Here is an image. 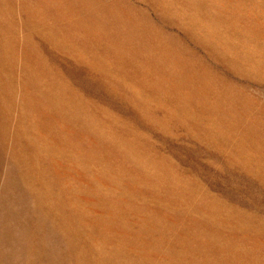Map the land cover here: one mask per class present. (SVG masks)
Masks as SVG:
<instances>
[{
	"label": "rangeland",
	"instance_id": "374dc122",
	"mask_svg": "<svg viewBox=\"0 0 264 264\" xmlns=\"http://www.w3.org/2000/svg\"><path fill=\"white\" fill-rule=\"evenodd\" d=\"M112 1L0 0V264H264V49L241 35L264 34V0ZM189 33L243 40L226 52ZM155 77L163 87L140 82ZM190 95L200 103L189 107Z\"/></svg>",
	"mask_w": 264,
	"mask_h": 264
},
{
	"label": "bare ground",
	"instance_id": "6f19581e",
	"mask_svg": "<svg viewBox=\"0 0 264 264\" xmlns=\"http://www.w3.org/2000/svg\"><path fill=\"white\" fill-rule=\"evenodd\" d=\"M79 1H80V0H79ZM84 1H85V0H84ZM97 1H98V0H97ZM118 1H119V0H118ZM118 1H117V2H118ZM168 1H169V0H168ZM175 1H176V0H174V3H176ZM181 1H182V0H181ZM193 1H194V0H193ZM197 1H198V0H197ZM201 1H202V4L205 3L204 0H201ZM216 1H217V0H216ZM222 1H223V0H222ZM224 1H225V0H224ZM227 1H228V0H227ZM86 2H87V1H86ZM93 2H94V1H93ZM101 2H102V1H101ZM101 2H100V3H101ZM112 2H113V1H112ZM114 2H115V0H114ZM114 2H113V3H114ZM151 2H152V1L150 0V3H151ZM159 2H160V0H159ZM164 2H165V1H164ZM169 2H170V1H169ZM172 2H173V1H172ZM182 2H183V1H182ZM188 2H189V1H188ZM190 2H191V1H190ZM190 2H189V3H190ZM194 2H195V1H194ZM210 2H212V1H210ZM213 2H214V1H213ZM233 2H234V1H233ZM236 2H237V0H236ZM242 2H243V1H242ZM79 3H80V2H79ZM91 3H92V2H91ZM98 3H99V2H98ZM105 3H107V2H105ZM105 3H104V4H105ZM108 3H109V2H108ZM115 3H116V2H115ZM119 3L121 4V1H120ZM156 3H157V2H156ZM156 3H154V4L156 5ZM162 3H163V2H162ZM178 3H179V2H178ZM178 3H177V4H178ZM189 3H188V4H189ZM191 3H192V2H191ZM217 3H219V2H217ZM217 3H216V4H217ZM238 3L240 4L241 2L239 1ZM25 4H26V3H25ZM110 4H112L111 1H110ZM123 4H124V2H123ZM152 4H153V3H152ZM152 4H151V6H152ZM167 4H169V3H167ZM167 4H166V5H167ZM177 4H176V5H177ZM179 4H180V3H179ZM192 4H194V3H192ZM196 4H198V3H195V5H196ZM207 4H208V3H207ZM222 4H223V3H222ZM225 4H226V3H225ZM227 4H228V3H227ZM27 5H29V3H28ZM82 5H83V4H82ZM94 5H96V4H94ZM101 5H102V4H101ZM112 5H114V4H112ZM112 5H111V6H112ZM116 5H117V3H116ZM118 5H119V4H118ZM121 5H122V4H121ZM125 5H126V4H125ZM132 5L134 6V4H132ZM141 5H142V4H141ZM170 5H171V3H170ZM172 5H173V4H172ZM174 5H175V4H174ZM189 5H190V4H189ZM199 5H200V4H198V6H199ZM229 5H230V4H229ZM232 5H235V4L232 3ZM240 5H241V4H240ZM25 6H26V5H25ZM96 6H97V5H96ZM122 6H123V5H122ZM143 6H144V5H143ZM151 6H150V7H151ZM164 6H165V4H164ZM164 6H163V7H164ZM177 6H180V5H177ZM182 6H183V5H182ZM213 6H214V5H213ZM221 6H222V5H221ZM235 6H236V5H235ZM235 6H234V7H235ZM47 7H48V6H47ZM47 7H46V8H47ZM83 7H84V6H83ZM89 7H91V6H89ZM102 7H103V6H102ZM127 7H128V6H127ZM173 7H174V6H173ZM175 7H176V6H175ZM175 7H174V9H175ZM180 7H181V6H180ZM180 7H179V8H180ZM201 7H202V6H200V8H201ZM204 7H205V6H204ZM217 7H218V5H217ZM226 7H228V6H226ZM232 7H233V6H232ZM23 8H24V7H23ZM23 8H22V9H23ZM29 8H30V7H29ZM29 8H28V9H29ZM31 8H32V7H31ZM52 8H53V7H52ZM99 8H100V7H99ZM105 8H106V7H105ZM148 8H149V7H148ZM151 8H152V7H151ZM176 8H177V7H176ZM183 8H184V7H183ZM188 8H189V9L192 8L191 5H190V7L188 6ZM188 8H187V9H188ZM219 8H220V7H219ZM16 9H17V8H16ZM91 9H92V8H91ZM100 9H101V8H100ZM116 9H117V7H116ZM119 9H120V8H119ZM121 9H122V8H121ZM124 9H125V8H124ZM135 9H136V8H135ZM159 9H160V8H159ZM159 9H158V10H159ZM161 9H162V8H161ZM169 9H170V8H169ZM174 9H172V10H174ZM195 9H196V8H194V10H195ZM209 9H210V8H209ZM213 9H214V7H213ZM216 9H217V8H216ZM227 9H228V8H227ZM227 9H226V10H227ZM229 9H230V8H229ZM233 9H234V8H233ZM14 10H15V9H14ZM49 10H50V9H49ZM82 10H86V9L84 8V9H82ZM88 10H90V9H88ZM92 10H93V12H94V7H93ZM96 10H97V9H96ZM101 10H102V9H101ZM114 10H115V9H114ZM125 10H126V9H125ZM137 10H138V9H137ZM162 10L165 11V7H164V9H162ZM162 10H161L160 12H162ZM172 10H170V11H172ZM175 10H176V9H175ZM185 10H186V9H185ZM185 10H184V11H185ZM197 10H199V9L197 8L196 11H197ZM200 10H201V9H200ZM203 10H204V9H203ZM220 10H221V9H220ZM234 10H235V9H234ZM22 11H23V10H22ZM35 11H36V10H35ZM35 11H34V13H35ZM105 11H106V10H105ZM121 11H122V10H121ZM144 11H145V10H144ZM155 11H156V10H155ZM181 11H182V9H181ZM190 11H191V9H190ZM205 11H206V10H205ZM221 11H224V9L221 10ZM10 12H11V11H10ZM14 12H15V11H14ZM38 12H39V11H38ZM81 12H82V11H81ZM85 12H86V11H85ZM88 12H89V11H88ZM88 12H87V13H88ZM93 12H90V13L93 14ZM97 12H99V10H98ZM106 12H107V11H106ZM119 12H120V10H119ZM119 12H118V13H119ZM123 12H124V10H123ZM125 12H126V11H125ZM125 12H124V13H125ZM135 12H136V11H135ZM158 12H159V11H158ZM167 12H168V11H167ZM191 12H193V11H191ZM211 12H212V11H211ZM214 12H215V11H214ZM232 12H233V11H232ZM11 13H12V12H11ZM34 13H33V14H34ZM44 13H45V12H44ZM87 13H86V14H87ZM94 13H95V12H94ZM104 13H105V12H104ZM107 13H108V12H107ZM110 13H111V12H110ZM115 13H116V11H115ZM128 13L130 14L131 12H128ZM176 13H177V12H176ZM195 13H196V12H195ZM207 13H208V12H207ZM217 13L219 14L220 12H217ZM217 13H215V14H217ZM36 14H39V13H36ZM79 14H80V13H79ZM86 14H85V15H86ZM100 14H101V12H100ZM159 14H160V13H159ZM167 14H168V13H167ZM184 14H185V13H184ZM189 14H190V13H189ZM189 14H188V15H189ZM191 14H193V13H191ZM199 14H200V13H199ZM199 14H198V15H199ZM208 14H209V13H208ZM224 14H228V15H229V11H228L227 13H225V11H224ZM233 14H234V13H233ZM236 14H237V13H236ZM18 15H19V13H18ZM52 15H53V14H52ZM89 15H90V14H88L86 17H89ZM95 15H96V13H95ZM131 15H132V13H131ZM145 15H146V14H145ZM162 15H163V12H162ZM173 15H175V14L173 13ZM173 15H172L171 17H173ZM196 15H197V13H196ZM198 15H197V16H198ZM228 15H227V16H228ZM237 15H238V14H237ZM26 16H27L26 18H30V17L32 16L31 12H30V13H27ZM36 16H37V15H36ZM92 16H93V15H92ZM101 16H105V17H107V15H101ZM101 16H100V17H101ZM124 16H125V14H123V17H124ZM126 16H127V15H126ZM140 16H141V15H140ZM140 16H139V17H140ZM142 16H143V15H142ZM189 16H190V15H189ZM201 16H202V15H201ZM218 16H219V15H218ZM223 16H224V15H223ZM44 17H45V15H44ZM47 17H48V16H47ZM51 17H52V16H51ZM93 17H94V16H93ZM98 17H99V16H98ZM98 17H97V18H98ZM100 17H99V19H100ZM110 17H111V16H110ZM133 17L136 18L137 16H133ZM185 17H187V16H185ZM193 17H195V16H193ZM0 18H1V17H0ZM18 18H19V17H18ZM34 18H35V16H34ZM36 18H37V17H36ZM60 18H61V17H60ZM62 18H63V17H62ZM66 18L68 19V17H66ZM135 18H134V19H135ZM147 18H148V17H147ZM189 18H190V17H189ZM208 18H209V17H208ZM219 18H220V17H219ZM237 18H238V16H237ZM31 19H32V18H31ZM41 19H42V18H41ZM69 19H70V18H69ZM108 19H109V18H108ZM111 19H112V18H111ZM121 19L123 20L124 18H122V16H121ZM121 19H120V20H121ZM126 19H127V18H126ZM134 19H133V20H134ZM179 19H180V18H179ZM200 19H201L200 16L194 18V19L192 20L193 25H196V26L199 25V24L201 23V22H200ZM202 19L204 20V17H202ZM226 19H227V18H226ZM80 20H81V19H80ZM88 20H89V19H88ZM90 20H91V18H90ZM95 20H97V19H95V17H94V19H93V21H94V26H93V28H94V29H95V25H98V23H99V22H95ZM103 20H104V19H103ZM103 20H102V22H103ZM24 21H25V20H24ZM39 21H40V19L38 20V23H39ZM56 21H57V20H56ZM56 21H55V22H56ZM68 21H69V20H68ZM97 21H98V20H97ZM99 21H100V20H99ZM109 21H110V20H109ZM109 21L106 20L105 22L108 23ZM115 21H116V20H115ZM128 21H129V19H128ZM128 21L125 20L124 22L126 23V22H128ZM141 21H142V20H141ZM144 21L146 22V19H145ZM188 21H189V20H188ZM204 21H205V20H204ZM211 21H213V20H211ZM239 21H240V20H239ZM41 22H43V21L41 20ZM65 22H66V21H65ZM77 22H78V21H77ZM91 22H92V21H91ZM102 22H101L99 25H102V24H103ZM116 22H117V21H116ZM133 22H134V21H133ZM133 22H132V23H133ZM142 22H143V21H142ZM147 22H148V21H147ZM170 22H171V21H170ZM36 23H37V22H36ZM53 23H54V22H53ZM60 23H61V21H60ZM69 23H71V22H69ZM75 23H76V22H75ZM87 23H89V22H87ZM109 23H111V21H110ZM134 23H135V22H134ZM212 23H213V22H212ZM212 23H211V24H212ZM214 23H215V22H214ZM232 23H233V22H232ZM241 23H242V21H241ZM56 24H59V23L56 22ZM62 24H63V22H62ZM62 24H60V25H62ZM71 24H72V23H71ZM79 24H81V22H80ZM79 24H77V26H78ZM83 24H84V23H83ZM129 24H130V21H129ZM143 24H144V23H143ZM147 24H148V23H147ZM178 24H182V23H178ZM201 24H202V23H201ZM211 24H210V25H211ZM39 25H40V23H39ZM51 25H52V24H51ZM84 25H85V24H84ZM99 25H98V26H99ZM103 25H104V24H103ZM103 25H102V26H103ZM121 25H122V24H121ZM139 25H141V24H139ZM145 25H146V23H145ZM190 25H191V24H190ZM207 25H208V24H207ZM213 25L215 26V24H213ZM217 25H218V24H217ZM217 25H216V26H217ZM41 26H42V25H41ZM47 26H48V25H47ZM56 26H57V25H56ZM62 26H63V25H62ZM66 26H67V25H66ZM69 26H70V25H69ZM77 26H75V27H77ZM102 26H101V27H102ZM122 26H123V25H122ZM127 26H128V25H127ZM146 26H147V25H146ZM148 26H149V25H148ZM148 26H147V27H148ZM184 26H185V25H184ZM211 26H212V25H211ZM34 27H35V26H34ZM37 27H38V26H37ZM48 27H49V26H48ZM51 27H53V26H51ZM72 27H74V26H72ZM123 27H124V26H123ZM134 27L137 28L138 26L135 25ZM141 27H142V26H141ZM150 27H151V25H150ZM204 27H205V26H204ZM204 27H203V28H204ZM219 27H220V26H219ZM238 27H239V26H238ZM241 27H242V26H241ZM241 27H240V28H241ZM30 28H31V27H30ZM102 28L104 29V26H103ZM128 28H129V27H128ZM135 28H133V31H134ZM138 28H139V27H138ZM144 28H145V27H144ZM182 28H183V27H182ZM196 28H197V27H196ZM208 28H209V27H208ZM211 28H212V27H211ZM232 28H233V27H232ZM55 29H57V27H55ZM100 29H101V28H100ZM115 29H119V30H121L122 27H121V29L115 27ZM147 29H148V28H147ZM147 29H146V31H147ZM149 29H150V28H149ZM215 29H217V28H215ZM222 29H223V28H222ZM42 30H43V29H42ZM45 30H46V29H44V31H45ZM58 30H59V29H58ZM58 30H57V31H58ZM90 30H91V29H90ZM122 30L124 31V29H122ZM125 30H126V29H125ZM141 30H142V28H141ZM144 30H145V29H144ZM154 30H155V28H154ZM188 30H189V29H188ZM202 30H203V29H202ZM202 30H201V31H202ZM210 30H211V29H210ZM219 30H220V29H219ZM224 30H226V29H224ZM240 30H241V29H240ZM251 30H252V29H251ZM39 31H40V30H39ZM50 31H51V30H50ZM53 31H54V30H53ZM53 31H52V32H53ZM86 31H87V30H86ZM93 31H94V30H93ZM93 31H92V32H93ZM101 31H102V30H101ZM104 31H105V30H104ZM115 31H117V30H115ZM128 31H129V30H128ZM139 31H140V30H139ZM152 31H153V30H152ZM155 31H156V30H155ZM183 31H184V30H183ZM186 31H187V28H186ZM186 31H184V32H186ZM215 31H216V30H215ZM217 31H218V30H217ZM63 32H64V31H63ZM89 32H90V31H89ZM89 32H88V33H89ZM94 32H95V31H94ZM94 32H93V33H94ZM117 32H119V31H117ZM117 32H116V33H117ZM141 32H142V31H141ZM147 32H148V31H147ZM156 32H157V34H158L159 31H156ZM156 32H155V33H156ZM211 32H212V31H211ZM213 32H214V31H213ZM219 32H220V31H219ZM240 32H241V31H240ZM242 32H243V31H242ZM244 32H245V31H244ZM246 32H247V31H246ZM49 33H50V32H49ZM66 33H67V32H66ZM66 33H65V34H66ZM120 33H121V32H120ZM126 33H127V31H126ZM143 33H144V32H143ZM155 33H154V35H155ZM200 33H201V32H200ZM215 33H217V32H215ZM56 34H57V33H56ZM94 34H95V33H94ZM138 34H139V33H138ZM138 34H137V33H136V34H130V36H131V38H134V36H138ZM187 34H188V33H187ZM60 35H61V34H60ZM62 35H63V34H62ZM62 35H61V36H62ZM67 35H68V33H67ZM105 35H106V34H105ZM109 35H110V34H109ZM120 35H121V34H120ZM142 35H143V34H142ZM150 35H151V33H150ZM238 35H239V34H228V35H225V36L222 38V34H221V33H219V34H212V33H211V34H193V33L191 34V33H189V36H190L191 38L196 37L198 40L201 39V38H205V37H208V38L213 39L214 41L217 42V43H215V44H216V48H217V50H221V51H222V50H225V51L227 52L228 49H230L231 51H233L232 48H234V49L237 48L238 43H241V41H242L243 39H245V40H247V39H251V43H253V44L255 45V47L257 46V47H261L262 49H264V34H259V35H258V36H259V39L261 38L262 43H261L260 41H259V42H256V41H255V40H259V39H256V38L254 37V35H256V34H241L242 37H243V39H242L241 41L238 39ZM70 36H73V35H70ZM86 36H87V35H86ZM90 36H91V35H90ZM101 36H102V35H101ZM107 36H108V34H107ZM110 36L113 37L112 34H111ZM118 36H119V35H118ZM122 36H124L123 33H122ZM122 36H121V37H122ZM126 36H127V35H126ZM126 36H125V37H126ZM144 36H145V35H144ZM156 36H157V35H156ZM159 36H160V34H159ZM163 36H164V35H163ZM43 37H44V36H43ZM75 37H76V36H75ZM97 37H98V36H97ZM108 37H109V36H108ZM121 37H120V38H121ZM145 37H146V36H145ZM157 37H158V36H157ZM160 37H161V36H160ZM164 37H165V36H164ZM166 37H167V36H166ZM249 37H250V38H249ZM256 37H257V36H256ZM63 38H64V37H63ZM101 38H103V37H100V38H99V43H100V39H101ZM115 38L118 39V37H115ZM122 38H123V37H122ZM131 38H130V39H131ZM139 38H140V37H139ZM143 38H144V37H143ZM147 38H148V37H147ZM161 38H162V37H161ZM161 38H160V39H161ZM196 38H195V39H196ZM231 38H232L233 40H231ZM67 39H69V36L67 37ZM76 39H77V38H76ZM83 39H84V38H82V40H83ZM87 39H88V38H87ZM103 39H105V37H104ZM108 39H111V40H112V38H108ZM125 39H126V38H125ZM128 39H129V38H128ZM148 39H149V38H148ZM197 39H196V40H197ZM7 40H8V39H7ZM69 40H70V39H69ZM71 40H72V39H71ZM118 40H119V39H118ZM120 40H121V39H120ZM133 40H134V39H133ZM144 40H146V38H145ZM152 40H155V39L153 38V39H151V41H152ZM157 40H158V39L156 38V40H155L154 42L157 43V45H159V42H158L159 40H158V41H157ZM175 40H176V39H175ZM97 41H98V40H97ZM101 41H102V39H101ZM112 41H114V40H112ZM121 41H122V40H121ZM123 41H124V40H123ZM131 41H132V39H131ZM139 41H140V40H139ZM149 41H150V40H149ZM149 41H148V42H149ZM151 41H150V42H151ZM156 41H157V42H156ZM73 42H74V41H73ZM73 42H72V43H73ZM75 42H76V41H75ZM77 42H78V39H77ZM107 42H110V41H106V43H107ZM117 42H118V41H117ZM119 42H120V41H119ZM119 42H118V43H119ZM129 42H130V41H129ZM140 42H141V41H140ZM229 42H230V45H231L232 48H230V47H226L227 44H228ZM62 43H63V42H62ZM64 43H65V42H64ZM78 43H80V42H78ZM112 43H113V42H112ZM112 43H111V44H112ZM115 43H116V42H115ZM151 43H152V42H151ZM151 43H150V45H151ZM174 43H176V42H174ZM120 44H122V42H121ZM123 44H126V43H123ZM140 44H141V43H140ZM142 44H143V43H142ZM253 44H252V45H253ZM60 45H61V44H60ZM102 45H103V43H102ZM104 45H105V44H104ZM116 45H117V44H116ZM132 45L134 46V44H132ZM155 45H156V44H155ZM157 45H156V46H157ZM248 45H249V44H248ZM109 46H110V45H109ZM109 46H108V47H109ZM111 46H112V45H111ZM114 46H115V44H114ZM138 46H139V45H138ZM141 46H142V45H141ZM141 46H140V47H141ZM36 47H37V46H36ZM104 47H105V46H104ZM116 47H118V45H117ZM120 47H121V46H120ZM120 47H119V48H120ZM123 47H124V45H123ZM136 47H137V46H136ZM142 47H143V46H142ZM153 47H155V46H153ZM158 47H159V46H158ZM253 47H254V46H253ZM257 47H256V48H257ZM110 48H111V47H110ZM112 48H115V47H112ZM129 48H131V47H129ZM143 48L146 50L147 47L145 48V46H144ZM143 48H142V49H143ZM92 49H93V48H92ZM106 49H107V48H106ZM115 49H116V48H115ZM120 49H122V47H121ZM120 49H119V50H120ZM124 49H125V48H124ZM138 49H139V48H138ZM147 49H148V48H147ZM156 49H157V48H156ZM158 49H159V48H158ZM116 50H118V48H117ZM119 50H118V51H119ZM122 50H123V49H122ZM122 50H121V51H122ZM255 50H256V49H255ZM104 51H106V50H104ZM107 51H108V49H107ZM131 51H132V49H131ZM146 51H147V50H146ZM148 51H149V49H148ZM148 51H147V52H148ZM152 51H153V49L151 50V52H152ZM154 51H155V50H154ZM162 51H163V48H162ZM225 51H224V52H225ZM11 52H12V51H11ZM35 52H36V51H35ZM115 52H116V51H115ZM133 52H134V51H133ZM151 52H150V53H151ZM159 52H160V51H159ZM243 52H244V51H243ZM258 52H259V51H258ZM79 53H80V52H79ZM95 53H96V52H95ZM117 53H120V52H117ZM156 53H157V52H156ZM165 53H166V52H165ZM228 53H231V52H228ZM256 53H257V52H255V54H256ZM13 54H14V53H13ZM96 54H97V53H96ZM132 54H133V53H132ZM173 54H174V55L176 56V58L179 60L178 62H176V64L184 63V61H181V62H180V59H181V58H180L181 53H180L179 51H177V52H175V53H173ZM220 54H221V53H220ZM224 54H225V53H224ZM245 54L248 55L246 52H245ZM4 55H5V54H4ZM39 55H40V54H39ZM83 55H84V54H83ZM94 55H95V54H94ZM164 55H165V54H164ZM164 55H163V56H164ZM30 56H31V55H30ZM95 56H96V55H95ZM114 56H115V55H114ZM121 56H122V55H121ZM121 56H120V57H121ZM133 56H134V55H133ZM166 56H167V53H166ZM166 56H164V60H163L162 58L160 59L159 56H158V59L161 60V62H162V60H163V62H166V63H167ZM248 56H249V55H248ZM248 56H247V57H248ZM255 56H256V55H255ZM257 56H259V57H261V58H264V52L260 49L259 55H257ZM257 56H256V57H257ZM104 57H105V56H104ZM223 57H225V56H223ZM31 58H32V57H31ZM93 58H95V57H93ZM93 58H92V59H93ZM96 58H97V56H96ZM130 58H131V57H130ZM245 58H246V56L243 55V54H236V55L234 56V61H235L236 63H237V62H241V61H243ZM25 59H26V58H25ZM110 59H111V57H110ZM115 59H117V58L115 57ZM128 59H129V57L127 58V60H128ZM248 59H249V58H248ZM251 59H252L253 61L256 60V58H255L253 55H252ZM36 60H37V59H36ZM130 60H131V59H130ZM135 60H136V59H135ZM23 61H24V60H23ZM103 61H104V60H103ZM106 61H107V60H106ZM116 61H117V60H116ZM118 61H119V59H118ZM253 61H252L251 64H253ZM261 61H262V60H261ZM121 62H122V61H121ZM123 62H124V61H123ZM127 62H128V61H127ZM130 62H131V61H130ZM130 62H128V63H130ZM132 62H133V60H132ZM38 63H39V62H38ZM113 63H114V62H113ZM117 63H119V62H117ZM117 63H116V64H117ZM125 63H126V62H125ZM166 63H165V64H166ZM243 63H244V62H243ZM258 63H259V62H258ZM119 64H120V63H119ZM119 64H118V65H119ZM122 64H123V63H122ZM122 64H121L120 66H122ZM162 64H164V63H162ZM259 64H260V63H259ZM95 65H96V64H95ZM106 65H107V64H105V66H106ZM126 65H127V64H126ZM128 65H129V64H128ZM260 65H261V64H260ZM37 66H38V65H37ZM98 66H99V64H98ZM98 66H97V67H98ZM100 66H101V65H100ZM100 66H99V67H100ZM114 66H115V65H114ZM116 66H117V65H116ZM130 66H131V65H130ZM135 66H136V65H135ZM253 66H254V65H253ZM253 66H252V67H253ZM123 67H124V66H123ZM127 67H128V66H127ZM136 67H137V70H138V66H136ZM136 67H135V68H136ZM161 67H162V66H161ZM189 67H191V66L189 65ZM14 68H15V67H14ZM25 68H26V67H25ZM31 68H32V67H31ZM108 68H109V67H108ZM174 68H175V67H174ZM174 68H173V69H174ZM111 69H112V68H111ZM133 69H134V67H133ZM161 69H162V68H161ZM171 69H172V67H171ZM173 69H172V70H173ZM182 69H183V68H182ZM251 69H252V68H251ZM256 69H258L257 66H256ZM31 70H32V69H31ZM103 70H104V69H103ZM128 70H131L130 67H129ZM134 70H135V69H134ZM134 70H133V72H134ZM162 70H163V69H162ZM184 70H185V69H184ZM188 70H189V69H188ZM252 70H253V69H252ZM109 71H110V70H109ZM124 71H127V70H124ZM135 71H136V70H135ZM165 71L167 72V69H165ZM23 72H24V71H23ZM32 72H33V71H32ZM96 72H97V71H96ZM114 72H115V70H114ZM133 72H132V73H133ZM178 72H179V71H178ZM186 72H187V71H186ZM109 73L111 74V72H109ZM119 73H120V72H119ZM157 73H158V72H157ZM12 74H13V73H12ZM110 74H109V75H110ZM123 74H124V73H123ZM123 74H120V76L123 75ZM125 74H127V72H126ZM130 74H131V73H130ZM135 74H136V72H135ZM137 74H138V71H137ZM161 74H162V73H161ZM181 74H182V73H181ZM181 74H180V75H181ZM183 74H184V73H183ZM189 74H190V73H189ZM138 75H139V74H138ZM138 75H136V76H138ZM158 75H159V74H158ZM167 75H168V74H167ZM200 75H203V76L205 77V74H200ZM41 76H42V75H41ZM118 76H119V74H118ZM26 77H27V76H26ZM28 77H29V76H28ZM125 77H126V76H125ZM139 77H140V79L142 78L141 75H140ZM161 77H162V76H161ZM168 77H169V76H168ZM178 77H179V76H178ZM182 77H183V75H182ZM187 77H188V76H187ZM189 77H190V76H189ZM77 78H78V77H77ZM110 78H111V77H110ZM112 78H114V77H112ZM112 78H111V79H112ZM122 78H123V76H122ZM133 78H134V77H133ZM136 78L138 79V77H136ZM157 78H158V77H155V78H154V81H153L152 84H151V82H150V84H149L148 81H147V82H145L144 80L140 81V79H139L138 81H140L141 84H142L144 87H149V86L151 85L152 88H153V87H156V89H159V88L163 87V85H162V83L160 84V81H159V83L157 82ZM170 78H171V77H170ZM170 78H169V79H170ZM201 78H202V77H201ZM205 78H206V77H205ZM79 79H80V78H79ZM116 79H117V78H116ZM137 79H136V80H137ZM159 79H160V75H159ZM162 79H163V78H161V80H162ZM172 79H174V78H172ZM183 79H184V78H183ZM185 79H186V77H185ZM193 79L195 80V79H197V78L193 77ZM193 79H192V80H193ZM199 79H200V78H199ZM207 79H208V78H207ZM109 80H110V79H109ZM113 80L116 81L115 79H113ZM117 80H118V79H117ZM124 80H125V82H126V79H124ZM131 80H132V79H131ZM152 80H153V79H152ZM186 80H187V79H186ZM201 80H202V79H201ZM24 81H25V80H24ZM27 81H28V80H27ZM38 81H39V80H38ZM95 81H96V80H95ZM100 81H101V80H100ZM127 81H128V80H127ZM165 81H166V79H165ZM167 81H168V80H167ZM196 81H198V80H196ZM199 81H200V80H199ZM109 82H110V81H109ZM111 82H112V81H111ZM118 82H119V81H118ZM118 82H117V83H118ZM120 82H121V81H120ZM128 82H129V81H128ZM128 82H127V83H128ZM163 82H164V81H163ZM192 82H193V81H192ZM34 83H35V82H34ZM34 83H33V84H34ZM121 83H123V82H121ZM138 83H139V82H138ZM166 83H167V82H166ZM125 84H126V83H125ZM129 84H130V83H129ZM190 84H191V81H190ZM190 84H189L188 86H190ZM196 84H197V82H196ZM31 85H32V84H31ZM31 85H30V86H31ZM63 85H64V84H63ZM119 85H120V83H119ZM134 85H135V84H134ZM23 86H24V85H23ZM38 86H39V85H38ZM83 86H84V85H83ZM112 86H113V85H112ZM121 86H122V85H121ZM128 86H129V85H128ZM131 86H132V85H131ZM143 86H141V87H143ZM192 86H193V85H192ZM205 86H206V85H205ZM60 87H61V86H60ZM134 87H135V86H134ZM136 87H137V86H136ZM144 87H143V88H144ZM194 87H196V86H194ZM207 87H208V86H207ZM207 87H206V89H208ZM101 88H102V87H101ZM125 88H126V87H125ZM125 88H124V89H125ZM131 88L133 89V87H131ZM190 88H191V87H190ZM127 89H128V90H127V92H128L129 89H130V86H129V88H127ZM150 89H151V87H150ZM154 89H155V88H154ZM163 89H164V88H163ZM193 89H194V88H193ZM195 89H197V88H195ZM125 90H126V89H125ZM28 91H29V90H28ZM36 91H38V90H36ZM139 91H140V90H139ZM162 91H163V90H162ZM188 91H190V90L188 89ZM205 91H206V90H205ZM125 92H126V91H125ZM145 92H146V91H145ZM148 92H149V91L147 90V93H148ZM150 92H153V90H152V91L150 90ZM195 92H196V91H195ZM25 93H26V92H25ZM135 93H136V92H135ZM135 93H134V94H135ZM140 93H141V92H140ZM143 93H144V92H143ZM186 93H188V92H186ZM189 93H190V92H189ZM197 93H198V92H197ZM205 93H206V92H205ZM205 93H204V94H205ZM207 93H208V92H207ZM27 94H28V93H27ZM86 94H87V93H86ZM125 94H126V93H125ZM150 94H151V93H150ZM161 94H162V93H161ZM192 94H193V93H192ZM36 95H37V94H36ZM126 95H128V94H126ZM129 95H130V94H129ZM129 95H128V96H129ZM193 95H194V94H193ZM56 96H57V95H56ZM109 96H110V95H109ZM130 96H131V95H130ZM195 96H196V95H195ZM206 96H207V95H206ZM210 96H211V95H210ZM58 97H59V96H58ZM139 97H140V96H139ZM169 97H171V96H169ZM177 97H178V95H177ZM46 98H47V97H46ZM46 98H45V99H46ZM119 98H120V97H119ZM126 98H127V97H126ZM196 98H197V97H196ZM36 99H37V98H36ZM84 100H85V99H84ZM175 100L177 101V99H175ZM76 101H77V100H76ZM176 101H175V102H176ZM252 101H253V100H252ZM252 101H248V102H252ZM48 102H49V99H48ZM54 102H55V101H54ZM187 102H188L189 107H192V106H194V105H198V103H200V102H198L197 99H194V96H192V95L188 96ZM248 102H247V103H248ZM33 103H34V102H33ZM52 103H53V102H52ZM53 104H54V103H53ZM58 104H59V103H58ZM215 104H216V103H215ZM248 104H254V103H248ZM46 105H47V104H46ZM65 105H66V104H65ZM67 105H68V104H67ZM85 106H86V105H85ZM87 106H88V105H87ZM183 106H184V105H183ZM183 106H182V107H183ZM185 106H186V105H185ZM208 106H209V105H208ZM217 106H218V104H217ZM223 106H224V105H223ZM254 107H255V106H254ZM218 108H219V107H218ZM50 109H51V108H50ZM219 109H220V108H219ZM84 110H85V109H84ZM187 110H190V109H187ZM211 110H213V109L211 108ZM211 110H210V111H211ZM222 110H223V109H222ZM29 111H30V110H29ZM60 111H61V110H60ZM63 111H64V110H63ZM100 111H101V110H100ZM192 111H193V109H192ZM196 111H198V110H196ZM196 111H195V112H196ZM199 111H200V110H199ZM220 111H221V110H220ZM30 112H31V111H30ZM47 112H48V111H47ZM66 112H67V111H66ZM71 112H72V111H71ZM71 112H70V113H71ZM143 112H144V111H143ZM143 112H142V113H143ZM188 112H189V111H188ZM188 112H187V113H188ZM216 112H217V111H216ZM83 113H85V112H83ZM191 113H192V112H191ZM197 113H198V112H197ZM212 113H213V112H212ZM218 113H219V112H218ZM218 113H217V114H218ZM221 113H222V112H221ZM78 114H79V113H78ZM199 114H200V113H199ZM214 114H215V112H214ZM217 114H216V115H217ZM26 115H27V114H26ZM35 115H36V114H35ZM52 115H53V114H52ZM82 115H83V114H82ZM185 115H186V114H185ZM206 115H207V114H206ZM210 115H211V114H210ZM219 115H220V114H219ZM59 116H61V115H59ZM89 116H90V115H89ZM105 116H106V115H105ZM75 117H76V115H75ZM216 117H217V116H216ZM222 117H224V116H222ZM25 118H26V117H25ZM65 118H66V117H65ZM102 118H103V117H102ZM198 118H199V117H198ZM50 119H52V118H50ZM107 119H108V118H107ZM210 119H211V118H210ZM61 120H62V119H61ZM98 120H99V119H98ZM220 120H221V119L219 118V121H220ZM84 121H85V120H84ZM86 121H87V120H86ZM88 121L90 122V119H88ZM53 122H54V121H53ZM79 122H80V120H79ZM81 122H82V121H81ZM100 122H101V121H100ZM214 122H215V121H214ZM216 122H217V121H216ZM216 122H215V123H216ZM40 123H41V122H40ZM77 123H78V122H77ZM91 123H92V122H91ZM91 123H90V124H91ZM185 123H186V121H185ZM206 123H207V122H206ZM79 124H80V123H78V125H79ZM105 124H106V123H105ZM187 124H188V123H187ZM31 125H32V124H31ZM91 125H92V124H91ZM94 125H95V124H94ZM216 125H217V124H216ZM83 126H84V125H83ZM85 126H86V125H85ZM89 126H90V125H88V127H89ZM97 126H98V125H97ZM113 126H114V125H113ZM195 126H197V125H195ZM217 126H218V125H217ZM221 126H222V124H221ZM223 126H224V124H223ZM233 126H234V125H233ZM26 127H27V126H26ZM53 127H54V126H53ZM79 127H80V125H79ZM79 127H78V128H79ZM90 127H91V126H90ZM93 127L96 128L95 126H93ZM200 127H201V126H200ZM214 127H215V126H214ZM197 128H199V127L197 126ZM202 128H203V127H202ZM202 128H201V129H202ZM209 128H210V127H209ZM216 128H217V127H216ZM225 128H226V127H225ZM231 128H232V127H231ZM50 129H52V128H50ZM83 129H84V128H83ZM92 129H93V128H92ZM98 129H99V128H98ZM98 129H97V132H98ZM199 129H200V128H199ZM212 129H213V128H212ZM217 129H218V128H217ZM217 129H216V130H217ZM222 129H223V128H222ZM228 129H230V127H229ZM76 130H77V129H76ZM78 130H79V129H78ZM81 130H82V129H81ZM209 130H210V129H209ZM216 130H215V131H216ZM226 130H227V129H226ZM226 130H225V131H226ZM82 131H83V130H82ZM93 131H94V130H93ZM211 131H212V130H211ZM217 131H218V130H217ZM230 131H231V129H230ZM91 132H92V131H91ZM103 132H104V131H103ZM113 132H114V131H113ZM113 132H112V133H113ZM202 132H203V131H202ZM218 132H219V131H218ZM108 133H109V132H108ZM210 133H212V132H210ZM225 133H226V132H225ZM225 133H224V134H225ZM227 133H228V132H227ZM97 134H99V132H98ZM100 134H101V133H100ZM212 134H214V133H212ZM212 134H211V135H212ZM217 134H218V133H217ZM239 134H240V133H239ZM105 135H106V134H105ZM205 135H206V134H205ZM100 136H102V135H100ZM100 136H98V137H100ZM108 136H110V135H108ZM208 136H209V135H208ZM208 136H207V138H208ZM218 136H219V135H218ZM221 136H222V135H221ZM227 136H228V134H227L225 137H227ZM233 136H234V135H233ZM240 136L242 137V134H241ZM240 136H239V137H240ZM256 136H257V135H256ZM102 137H103V136H102ZM102 137H100V139H102ZM105 137H106V136H105ZM114 137H116V135H115ZM230 137H232V136H230ZM235 137H236V135H235ZM257 137H258V136H257ZM259 137H260V135H259ZM261 137H262V136H261ZM263 137H264V136H263ZM96 138H97V136H96ZM199 138H200V137H199ZM213 138H214V137H213ZM217 138H218V137H217ZM222 138H223V137H222ZM228 138H229V137H228ZM243 138H244V137H243ZM100 139H99V140H100ZM241 139H242V138H241ZM254 139H255V138H254ZM261 139H262V138H261ZM106 140H107V139H106ZM108 140H109V137H108ZM214 140H215V139H214ZM226 140H228V139H226ZM229 140H230V139H229ZM242 140H243V139H242ZM246 140H248V139L246 138ZM249 140H250V139H249ZM224 141H225V140H224ZM238 141H239V140H238ZM240 141H241V140H240ZM244 141H245V140H244ZM99 142H100V141H99ZM107 142H108V141H107ZM112 142H114V141H112ZM117 142H118V141H117ZM117 142H116V143H117ZM124 142H125V141H124ZM127 142H128V141H127ZM209 142H211V140H210ZM225 142H226V141H225ZM228 142H229V141H228ZM116 143H115V145H118L119 142H118L117 144H116ZM238 143H240V142H238ZM107 144H108V143H107ZM121 144H123V143H121ZM240 144H242V143H240ZM105 145H106V144H105ZM108 145H109V144H108ZM111 145H113V143H112ZM115 145H114V146H115ZM119 145H120V144H119ZM126 145H127V144H126ZM128 145H129V144H128ZM128 145H127V146H128ZM216 145H217V144H216ZM244 145H245V144H244ZM99 146H100V145H99ZM109 146H110V145H109ZM114 146H111V147H114ZM235 146H236V145H235ZM107 147H108V146H107ZM123 147H124V146H123ZM237 147H238V145H237ZM237 147H236V148H237ZM240 147H241V145H240ZM240 147H239V148H240ZM242 147H243V149H244V146H242ZM108 148H109V147H108ZM116 148H118V146H116ZM116 148H115V149H116ZM127 148H128V147H127ZM127 148H126V149H127ZM132 148H133V147H132ZM239 148H238V149H239ZM245 148H246V147H245ZM126 149H125V151H126ZM129 149H130V147L127 149L126 153L131 157V155H134V154H130L131 151H130ZM227 149H228V148H227ZM238 149H237V152H240V150L238 151ZM243 149H241V151H243ZM246 149H247V148H246ZM99 150H100V149H99ZM107 150H108V149H107ZM107 150H106V151H107ZM131 150H132V149H131ZM230 150H231V149H229V152H230ZM83 151H84V150H83ZM110 151H111V149H110ZM113 151H114V149H113ZM118 151H119V150H118ZM132 151H133V150H132ZM114 152H116V151H114ZM226 152H227V151H226ZM229 152H228V153H229ZM243 152H244V155H245V154H246V153H245V150H244ZM112 153H113V152H112ZM112 153H110V154L113 155ZM135 154H136V153H135ZM230 154H231V153H230ZM240 154H241V152H240ZM114 155H115V153H114ZM234 155H235V153H234ZM242 155H243V154H242ZM248 155H249V154H248ZM250 155H251V154H250ZM250 155H249V159H250ZM261 155H262V154H261ZM100 156H102V155H100ZM100 156H99V157H100ZM115 156H116V155H115ZM115 156H114V157H115ZM134 156H135V155H134ZM246 156H247V155H246ZM246 156H245V158H246ZM107 157H108V156H107ZM112 157H113V156H112ZM114 157H113V158H114ZM137 157H138V156H137ZM262 157H263V156H262ZM109 158H110V157H109ZM139 158H140V157H139ZM139 158H138V160H139ZM240 158H241V157H240ZM242 158H243V157H242ZM134 159H136V158H133V160H134ZM233 159H234V158H233ZM106 160H107V159H106ZM108 160H109V159H108ZM140 160H141V159H140ZM227 160H228V158H227ZM230 160H231V158H230ZM238 160H241V159L238 158ZM238 160H237V161H238ZM243 160H245V159H243ZM235 161H236V160H235ZM246 161H247V160H246ZM35 162H36V161H35ZM139 162H140V161H139ZM238 162H239V161H238ZM241 162H242V161H241ZM136 163H137V162H136ZM139 164H140V163H139ZM242 165H244V164H242ZM246 165H248V164H245V166H246ZM259 165H260V164H259ZM263 165H264V164H263ZM139 166H140V165H139ZM240 166H241V165H240ZM248 166L250 167L251 165H248ZM248 166H247V167H248ZM249 167H248V168H249ZM258 167H259V166H258ZM141 168H142V167H141ZM143 168H144V167H143ZM143 168H142V170H143ZM146 168H147V167H146ZM146 168H145V170H146ZM139 169H140V168H139ZM242 169H243V168H242ZM250 169H251V168H250ZM250 169H248V170H250ZM244 170H245V169H244ZM258 170H259V169H258ZM260 170H261V167H260ZM138 171H139V170H138ZM246 171H247V169H246ZM252 171H253V170H252ZM107 172H108V171H107ZM139 172H140V171H139ZM158 172H159V171H158ZM256 172H258V171H256ZM105 173H106V172H105ZM118 173H119V172H118ZM144 173H145V172H144ZM153 173H154V172H153ZM162 173H163V171H162ZM251 173H252V172H251ZM258 173H260V172H258ZM26 174H27V173H26ZM158 174H160V177L162 176L161 173H158ZM164 174H165V173H164ZM134 175H136V174H134ZM152 175H153V174H152ZM154 175L157 176L156 172H155ZM154 175H153V176H154ZM166 175H167V174H166ZM260 175H261V173H260ZM153 176H150V178L153 179ZM158 176H159V175H158ZM262 176H263V174H262ZM115 177H116V176H115ZM117 177H118V176H117ZM165 177H167V176H165ZM263 177H264V176H263ZM27 178H28V177H27ZM132 178H133V177H132ZM155 178H156V177H155ZM155 178H154V180H156V181H159V180H160V178H159V180H157V179H155ZM167 178H168V177H167ZM106 179H107V178H106ZM263 179H264V178H263ZM117 180H118V179H117ZM134 180H135V178H134ZM149 180H150V179H149ZM150 181H151V180H150ZM152 181H153V180H152ZM148 182H149V181H148ZM163 182H164V181H161V183H163ZM168 182H169V181H168ZM150 183H151V182H150ZM150 183H149V184H150ZM152 183H153V182H152ZM154 183H155V182H154ZM154 183H153V184H154ZM161 183H160V184H161ZM104 184H105V183H104ZM111 184H112V183H111ZM117 185H118V184H117ZM180 193H181V192H180ZM195 193H196V192H195ZM109 194H110V193H109ZM133 194H134V193H133ZM171 195H172V194H171ZM196 195H197V194H196ZM177 197H178V196H177ZM194 197H195V196H194ZM116 199H117V198H116ZM129 199H130V198H129ZM200 199H201V198H200ZM134 200H135V199H134ZM209 200H210V199H209ZM164 201H165V200H164ZM180 201H181V200H180ZM143 202H144V201H143ZM215 202H216V201H215ZM215 202H214V203H215ZM156 203H157V202H156ZM181 203H182V202H181ZM207 203H208V202H207ZM109 204H110V203H109ZM122 204H123V203H122ZM208 204H209V203H208ZM212 204H213V202L211 203V205H212ZM194 205H195V204H194ZM199 205H200V204H199ZM204 205H205V204H204ZM214 205H215V204H214ZM142 206H143V205H142ZM197 206H198V205H197ZM215 206H216V205H215ZM218 206H220L219 203H218ZM201 207H203V206H200V208H201ZM209 207H211V206H209ZM209 207H207V208H209ZM216 207H217V206H216ZM133 208H134V207H133ZM133 208H132V209H133ZM158 208H159V207H158ZM198 208H199V207H198ZM108 209H109V208H108ZM182 209H183V208H182ZM202 209H203V208H202ZM202 209H201V210H202ZM204 209H205V208H204ZM210 209H211V211L214 210L213 208H210ZM130 210H131V209H130ZM184 210H185V209H184ZM208 210H209V209H208ZM217 210H219V209H217ZM132 211H133V210H132ZM138 211H139V210H138ZM145 211H146V210H145ZM213 212H216V210H214ZM219 212H220V211H219ZM124 213H125V211H124ZM139 213H140V212H139ZM141 213H143V211H142ZM141 213H140V214H141ZM206 213H207V212H206ZM223 213H224V212H223ZM230 213H231V212H230ZM230 213H228V214H230ZM234 213H235V212H234ZM122 214H123V213H122ZM134 214H135V213H134ZM143 214H144V213H143ZM148 214H149V213H148ZM150 214H151V213H150ZM216 214H217V213H216ZM218 214H219V213H218ZM228 214H227V216H228ZM151 215H152V214H151ZM151 215H149V216H151ZM208 215H209V214H208ZM210 215H211V213H210ZM214 215H215V214H214ZM232 215H233V214H232ZM237 215H238V214H237ZM116 216H117V215H116ZM125 216H126V215H125ZM130 216H131V215H130ZM143 216H144V215H143ZM146 216H147V215H146ZM152 216H153V215H152ZM155 216H156V215H155ZM234 216H235V215H234ZM211 217H212V216H211ZM215 217H216V216H215ZM235 217H236V216H235ZM126 218H127V217H126ZM150 218H151V217H150ZM150 218H149V219H150ZM212 218H213V217H212ZM216 218H217V217H216ZM218 218H220V217H218ZM229 218H230L229 220H231L232 217L230 216ZM122 219H123V218H122ZM139 219H140V218H139ZM151 219H152V218H151ZM214 219H215V218H214ZM233 219H234V218H233ZM233 219H232V220H233ZM237 219H238V218H237ZM237 219H236V220H237ZM130 220H131V219H130ZM133 220H134V219H133ZM141 220H142V219H141ZM198 220H199V219H198ZM200 220H201V219H200ZM200 220H199V221H200ZM216 220H217V219H216ZM218 220H219V219H218ZM224 220H225V219H224ZM229 220H226V221H229ZM143 221L145 222V218H144ZM148 221L150 222V220H148ZM195 221H196V220H195ZM199 221H198V223H199ZM116 222H117V221H116ZM144 222H143V223H144ZM151 222H153V221L151 220ZM155 222H156V221H155ZM192 222H193V221H192ZM201 222L204 223V221H201ZM139 223H140V222H139ZM143 223H142V224H143ZM194 223H195V222H194ZM226 223H227V222H226ZM228 223H229V222H228ZM233 223H234V222H233ZM233 223H232V224H233ZM235 223H236V222H235ZM134 224H135V223H134ZM146 224H147V223H146ZM151 224H152V223H151ZM178 224H179V223H178ZM200 224L202 225V223H200ZM208 224H209V223H208ZM208 224H207V225H208ZM210 224L212 225L213 223H210ZM215 224H216V223H215ZM229 224H230V223H229ZM236 224H237V223H236ZM236 224H235V226H236ZM238 224H239V222H238ZM148 225H150V224H148ZM112 226H113V225H112ZM112 226H111V227H112ZM114 226H115V225H114ZM198 226H199V225H198ZM243 226H244V225H243ZM115 227H116V226H115ZM211 227H212V226H211ZM136 228H137V227H136ZM146 228H147V227H146ZM201 228H202V227H201ZM209 228H210V227H209ZM62 229H63V228H62ZM98 229H99V227H98ZM104 229H105V228H104ZM211 229H212V228H211ZM211 229H209V230H211ZM197 230H198V229H197ZM201 230H202V229H201ZM203 230H204V229H203ZM98 231H99V230H98ZM149 231H150V230H149ZM161 231H162V230H161ZM204 231H205V230H204ZM204 231H202V232L204 233ZM88 232H89V231H88ZM142 232H143V231H142ZM152 232H153V231H152ZM167 232H168V231H167ZM198 232L200 233V230H199ZM202 232H201V233H202ZM112 233H113V232H112ZM110 235H111V234H110ZM110 235H108V236H110ZM125 235H126V234H125ZM195 235H196V234H195ZM197 235H198V234H197ZM208 235H209V233H208ZM226 235H227V234H226ZM226 235H225V236H226ZM87 236H88V235H87ZM113 236H114V234H113ZM152 236H153V235H152ZM202 236H203V235H202ZM206 236H207V235H206ZM209 236H210V235H209ZM223 236H224V235H223ZM232 236H233V235H232ZM263 236H264V234H263ZM103 237H104V236H103ZM198 237H199V235H198ZM200 237H201V236H200ZM122 238H123V237H122ZM169 238H170V237H169ZM171 238H172V237H171ZM204 238H205V237H204ZM204 238H203V239H204ZM216 238H217V237H216ZM234 238H235V237H234ZM139 239H140V237H139ZM153 239H154V238H153ZM161 239H162V238H161ZM167 239H168V238H167ZM205 239H206V238H205ZM214 239H215V238H214ZM191 240H192V239H191ZM228 240H229V238H228ZM241 240H242V239H241ZM243 240H244V239H243ZM151 241H152V240H151ZM219 241H220V240H219ZM222 241H223V239H222ZM225 241L227 242V240H225ZM253 241H254V240H253ZM126 242H127V241H126ZM133 242H134V241H133ZM228 242H229V241H228ZM175 243H176V242H175ZM187 243H188V242H187ZM198 243H199V242H198ZM204 243H205V241H204ZM254 243H255V242H254ZM126 244H127V243H126ZM134 244H135V243H134ZM202 244H203V243H202ZM228 244H229V243H228ZM253 245H254V244H253ZM262 245H263V244H262ZM262 245H261V246H262ZM222 246H224V245H222ZM225 246L227 247V245H225ZM185 247H186V246H185ZM222 248H224V247H222ZM134 249H135V248H134ZM201 249H202V248H201ZM226 249H227V248H226ZM168 250H169V249H168ZM229 250L231 251V248H230ZM229 250H228V252H229ZM234 250H235V249H234ZM163 251H164V250H163ZM220 251H221V249H220ZM226 252H227V251H226ZM142 254H143V253H142ZM228 254H229V253H228ZM230 254H231V252H230ZM233 254H234V253H233ZM134 255H135V254H134ZM223 255H224V254H223ZM231 255H232V254H231ZM226 256H227V255H226ZM228 256H229V255H228ZM221 258H222V256H221ZM139 260H140V259H139ZM224 260H225V259H224ZM225 261H226V260H225ZM225 261H224V262H225ZM230 261H231V260H230ZM233 261H234V260H233ZM234 263H235V262H234ZM150 264H151V263H150ZM157 264H158V263H157ZM227 264H228V263H227ZM232 264H233V263H232Z\"/></svg>",
	"mask_w": 264,
	"mask_h": 264
}]
</instances>
